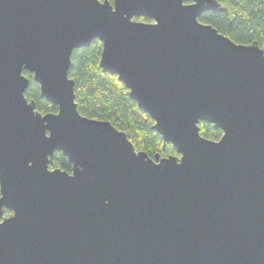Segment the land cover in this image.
Segmentation results:
<instances>
[{"label":"water","instance_id":"water-1","mask_svg":"<svg viewBox=\"0 0 264 264\" xmlns=\"http://www.w3.org/2000/svg\"><path fill=\"white\" fill-rule=\"evenodd\" d=\"M222 10L0 0V264H264V48L200 21ZM95 40L178 155L151 158L79 112L72 54ZM24 70L57 113L27 100ZM56 152L71 173L50 169Z\"/></svg>","mask_w":264,"mask_h":264},{"label":"trees","instance_id":"trees-1","mask_svg":"<svg viewBox=\"0 0 264 264\" xmlns=\"http://www.w3.org/2000/svg\"><path fill=\"white\" fill-rule=\"evenodd\" d=\"M110 1L114 0H100ZM222 11H210L200 17V21L212 25L218 32L243 45L257 43L264 48V0H218ZM136 21L150 22L147 18ZM103 44L93 41L90 47L77 49L72 54L69 77L75 81V97L79 112L90 119L111 122L124 131L137 151L147 153L151 158L178 155L173 145L164 143L153 129L154 120L143 112L131 99L129 90L116 75L104 73L100 67ZM30 79L25 92L29 102H34L36 110L42 114L57 113V107L41 96L40 86L32 73L24 70ZM201 135L218 141L222 131L212 124L200 123ZM50 169L72 172L73 165L61 152H56ZM1 196V195H0ZM10 211L5 210L4 216Z\"/></svg>","mask_w":264,"mask_h":264}]
</instances>
